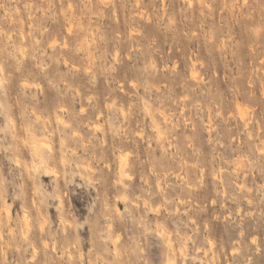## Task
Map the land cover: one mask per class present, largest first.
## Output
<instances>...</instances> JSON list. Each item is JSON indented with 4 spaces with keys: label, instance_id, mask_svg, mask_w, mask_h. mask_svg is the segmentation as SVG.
Masks as SVG:
<instances>
[{
    "label": "rangeland",
    "instance_id": "374dc122",
    "mask_svg": "<svg viewBox=\"0 0 264 264\" xmlns=\"http://www.w3.org/2000/svg\"><path fill=\"white\" fill-rule=\"evenodd\" d=\"M167 262L264 264V0H0V264Z\"/></svg>",
    "mask_w": 264,
    "mask_h": 264
},
{
    "label": "bare ground",
    "instance_id": "6f19581e",
    "mask_svg": "<svg viewBox=\"0 0 264 264\" xmlns=\"http://www.w3.org/2000/svg\"><path fill=\"white\" fill-rule=\"evenodd\" d=\"M26 83V82H25ZM27 85V84H26ZM243 110V109H242ZM147 112H148V109H147ZM242 115V114H241ZM243 117V116H242ZM126 156H128V155H126ZM126 156H124V155H122V156H120L121 158L119 159L120 161H119V174H120V176L121 177H123V176H125V177H129V175H127L126 173V165H128V163H127V160L126 159H129L128 157L126 158ZM126 174V175H125ZM131 177V176H130ZM124 199H126V198H124ZM128 200V199H127ZM124 201H126V200H124ZM133 204H136V203H134L133 202ZM7 215H9V212L7 211ZM255 240V239H254ZM172 242L173 241H171V240H169V245H173L172 244ZM255 243V242H254ZM199 262H200V260H198ZM168 263V262H167ZM169 264V263H168Z\"/></svg>",
    "mask_w": 264,
    "mask_h": 264
}]
</instances>
